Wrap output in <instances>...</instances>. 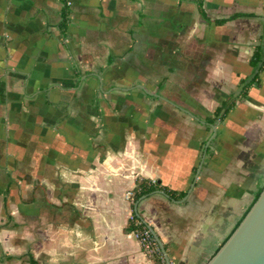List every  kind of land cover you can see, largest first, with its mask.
I'll list each match as a JSON object with an SVG mask.
<instances>
[{
	"label": "crops",
	"instance_id": "obj_1",
	"mask_svg": "<svg viewBox=\"0 0 264 264\" xmlns=\"http://www.w3.org/2000/svg\"><path fill=\"white\" fill-rule=\"evenodd\" d=\"M199 2L0 0V264H153L134 210L168 264H206L238 226L264 187V67L207 117L257 72L264 0ZM142 177L162 188L132 204Z\"/></svg>",
	"mask_w": 264,
	"mask_h": 264
},
{
	"label": "water",
	"instance_id": "obj_2",
	"mask_svg": "<svg viewBox=\"0 0 264 264\" xmlns=\"http://www.w3.org/2000/svg\"><path fill=\"white\" fill-rule=\"evenodd\" d=\"M206 264H264V187L238 226Z\"/></svg>",
	"mask_w": 264,
	"mask_h": 264
},
{
	"label": "trees",
	"instance_id": "obj_3",
	"mask_svg": "<svg viewBox=\"0 0 264 264\" xmlns=\"http://www.w3.org/2000/svg\"><path fill=\"white\" fill-rule=\"evenodd\" d=\"M200 2V8H201V13L203 16H206V14L204 13V10L202 8V0H199ZM241 14H234L231 15L228 18H222L219 19L218 22L219 23H224L225 21L229 20V19H234L237 16H240ZM69 17H68V10L65 8L63 11V19L61 22V27L63 29H65L67 23H68ZM251 64L253 67L257 68V72L254 74V76L252 77L251 80H249L248 82L244 83L240 93L237 96H232L229 97L228 99L224 100L214 111V115L207 117L208 121L211 123H214L215 120H223L225 118V116L227 115V113L233 108V106L236 103V99L237 97H242L243 95L246 94L247 92V88L251 85H260V72L262 70V68L264 67V35L261 39V43L259 45H257L253 51L252 57H251ZM162 188L160 184H158L157 182L152 181L151 179L148 178H138L135 184V187L133 189L134 194H135V202L138 201L140 198H142L143 196L149 195L152 192H154L155 190ZM167 193H169L171 196L174 195V192L170 189L167 188H163ZM263 188H261V190L259 191V193L257 194L254 202L256 201V199L258 198V196L260 195L261 191ZM137 220H139V222H137ZM145 224L141 221L139 215H137L136 211H133V218H130L128 225H127V230L131 231V230H136V229H141L142 226H144ZM153 249L150 252H147L149 259L153 262V264H168L163 250L160 247L159 243L157 242V240H155V242L153 243Z\"/></svg>",
	"mask_w": 264,
	"mask_h": 264
},
{
	"label": "built area",
	"instance_id": "obj_4",
	"mask_svg": "<svg viewBox=\"0 0 264 264\" xmlns=\"http://www.w3.org/2000/svg\"><path fill=\"white\" fill-rule=\"evenodd\" d=\"M68 4H70V1H68ZM125 197L126 199L130 200L132 204H135V194L133 190H128L125 194ZM130 218H133V213ZM137 222H139V220H137ZM128 232L134 238L139 240L145 252H150L153 249V246H154L153 243L157 239L155 238L153 232L147 225L142 226V228L139 230L136 229V230H131Z\"/></svg>",
	"mask_w": 264,
	"mask_h": 264
}]
</instances>
